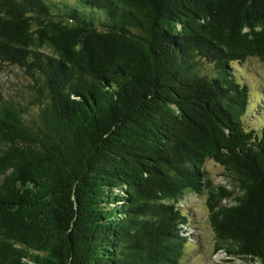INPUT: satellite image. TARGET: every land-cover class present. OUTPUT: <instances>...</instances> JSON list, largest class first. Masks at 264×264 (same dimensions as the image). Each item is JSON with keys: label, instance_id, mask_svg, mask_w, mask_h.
I'll return each mask as SVG.
<instances>
[{"label": "trees", "instance_id": "16d2710c", "mask_svg": "<svg viewBox=\"0 0 264 264\" xmlns=\"http://www.w3.org/2000/svg\"><path fill=\"white\" fill-rule=\"evenodd\" d=\"M249 57L264 0H0V62L25 79L0 92V264H178L202 190L223 264H264Z\"/></svg>", "mask_w": 264, "mask_h": 264}, {"label": "rangeland", "instance_id": "374dc122", "mask_svg": "<svg viewBox=\"0 0 264 264\" xmlns=\"http://www.w3.org/2000/svg\"><path fill=\"white\" fill-rule=\"evenodd\" d=\"M234 67L238 79L248 88L249 103L243 116L246 127L259 128L264 126V61L257 57H249ZM25 79L14 66L0 62V92L21 87ZM204 169L211 183L217 185H231L227 170L222 165L206 160ZM208 191L200 193L187 192L179 206L189 215V226H183L184 232L189 233L192 239L183 250L178 264H223L229 258L221 249L217 250V241L214 230L208 217ZM229 201H222V203ZM238 261V260H237Z\"/></svg>", "mask_w": 264, "mask_h": 264}]
</instances>
